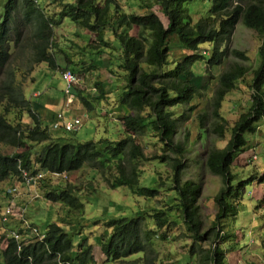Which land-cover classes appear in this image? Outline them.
<instances>
[{
    "label": "trees",
    "instance_id": "1",
    "mask_svg": "<svg viewBox=\"0 0 264 264\" xmlns=\"http://www.w3.org/2000/svg\"><path fill=\"white\" fill-rule=\"evenodd\" d=\"M67 1L61 12L51 14L40 0H0V145L22 150L9 155L0 151V183L8 181V185H17L21 170L32 172L39 168L62 175L88 166L97 170L112 189L129 188L135 196L153 200L158 198L161 189L140 186V161L155 160L168 164L173 170V187L169 190L175 193V207L180 210L193 240L191 257H199L200 264H228L224 245L231 235L225 233L224 223L238 216L239 188L245 189L247 182L253 184L257 181L264 185V172L253 175L247 181L242 180L238 186L234 185L236 178L232 174L236 160L251 148L246 135L256 134L264 121V0H203L209 1L211 8L206 16L198 20L188 9L190 3L198 0H158L168 19L167 26L152 10L139 15L127 13L111 0L103 5L98 0ZM65 19L75 26L80 24L95 36L100 46L107 49L111 44L104 36L109 28L121 45L119 67L125 72V83L122 84L119 105L127 112L120 119L124 137L118 141L103 138L73 144L64 143L63 138L54 139L49 126L46 127L42 121L40 106L37 103L33 105L26 97L24 79L27 81L36 66L47 64L52 70L60 68L56 52V28ZM240 21L259 34L262 41L259 48L260 65L249 85L253 90L252 106L241 114L234 125L228 145L222 149L207 150L205 154L206 166L212 174L222 177L225 188L215 197L218 207L215 221L204 231L200 206L203 186L192 180L183 182L186 148L176 141V137L180 125L191 120L196 111V98H203L210 82L216 78L214 73L227 65L228 68L219 75V83L209 105L212 108L211 116L208 111L199 114L201 128L211 117L213 132L221 138L225 137L227 120L221 113L223 103L249 73V67L242 62L228 64L230 56L248 61L245 52L231 49L232 37ZM171 40H176L191 54L181 61L174 60L170 67ZM206 44L210 46L206 47ZM90 46H93L92 43ZM64 60L70 70V61L67 58ZM200 63L206 65L207 71L206 84L209 87L204 89L194 83V70ZM98 66L97 61L92 59L89 70L72 68L71 71L78 77H84L86 72ZM97 86L100 95L96 100L102 101L106 98L105 85ZM79 96L91 109L95 108L88 98L82 94ZM175 107L185 109L182 114H176L173 111ZM14 111H23V115L34 122L24 128L23 115L22 123L9 122L7 116ZM147 135L158 138L163 146L161 155L146 157L139 140ZM29 142L45 146L41 151L34 152L32 145L27 148ZM110 170L111 174L116 171L113 179L107 177ZM12 180H15L14 184H10ZM80 194V189L69 185L50 191L46 198L52 203L64 205L71 212L83 213L84 203ZM262 206L264 197L258 208ZM173 208L169 211L156 210L154 215L138 211L133 217L107 220L104 227L109 233L102 235L98 243L107 261L126 262L131 256L143 253L146 255L143 260L145 264H156L157 252L153 240L156 237L167 240L166 229L172 223L177 224L171 219ZM149 218L156 222L154 229L146 227ZM206 243L209 247L204 248ZM18 247L16 241H9L6 251L1 252V256L5 254L4 264L96 262L94 247L88 244L87 237H81L76 243L75 236L56 223L48 227L43 241L34 238L20 251Z\"/></svg>",
    "mask_w": 264,
    "mask_h": 264
},
{
    "label": "rangeland",
    "instance_id": "2",
    "mask_svg": "<svg viewBox=\"0 0 264 264\" xmlns=\"http://www.w3.org/2000/svg\"><path fill=\"white\" fill-rule=\"evenodd\" d=\"M45 7L55 14L62 11L64 4L62 0H40ZM107 0H98L100 5L105 4ZM118 3L127 13L139 15L148 14L151 10L155 12L164 25H168V19L163 14L158 0H111ZM74 3L73 0H68ZM147 6L152 7L148 9ZM211 8L209 1L198 0L190 3L188 9L195 20L206 16ZM114 10V9H113ZM59 18V16L57 17ZM122 31V30H121ZM56 52L60 68L52 70L47 64H40L35 67L29 78L24 79L23 89L28 100L33 105L48 101L39 111L42 115V121L46 127L49 126L54 139L63 138L64 143H85L89 141H99L100 139H109L118 141L124 137L122 121L120 120L126 114V109L120 106L119 98L122 94V84L125 83V72L119 67L121 64L122 49L118 40L114 39L110 29L106 30L104 39L110 44V48H103L95 36L89 31L83 29L81 25L75 26L68 19L62 20L59 27L56 28ZM175 39V38H172ZM92 43L93 46H90ZM172 51L170 53V67L173 61H181L191 54L180 46L176 40H171ZM262 41L259 34L247 28L242 21L236 27L232 37L231 49H237L245 52L248 61L237 60L234 56L228 58V64L237 61L242 62L249 67V73L241 80L234 91H232L223 103L221 113L227 120L225 137L213 132V121L206 122L201 128L199 114L208 111L210 116L212 108L209 107L214 96V91L218 86L219 75L228 68L224 66L214 73L215 79L210 82V87L206 84L207 71L206 65L199 64L195 68L194 83L200 88L209 87L204 92L203 98L197 97L194 101L197 109L192 115L191 120L180 125L176 141L183 143L186 148L185 158L183 160L185 170L182 173L183 182L192 180L201 183L203 192L200 199L202 219L205 223L204 231L208 230L215 221L218 213V207L215 197L225 188L222 177L215 176L210 172L205 164V154L207 150L213 148H225L231 140L232 129L239 120L241 114L247 112L252 106L253 90L249 86L252 81L254 71L260 65L259 48ZM210 46L208 44L205 45ZM204 46V47H205ZM59 47V48H58ZM202 47V48H204ZM65 58L70 61L69 69H88L92 64V59L99 65L93 70L86 72L84 77L79 78V84L71 86V91L76 100L71 105L67 103L66 90L69 88L62 73L68 71ZM111 63V65H110ZM169 67V68H170ZM67 69V70H65ZM67 85H66V84ZM98 84H104L103 89L106 98L97 101L100 95ZM124 85V84H123ZM38 94L37 98L34 95ZM82 94L89 99L92 105L91 109L82 101ZM46 106L47 109H46ZM46 109V111H45ZM185 108L175 107L173 111L176 114H182ZM67 120L76 116L80 120V127L76 132L66 133L53 130V125L59 120V115ZM23 111H14L7 116L9 122L17 124L22 123ZM23 127L27 128L32 121L27 115H23ZM67 117V118H66ZM56 119V122H55ZM213 120V119H212ZM55 122V123H54ZM26 136H24V139ZM246 139L249 142V148L240 155L232 167V174L235 176V186H238L242 180L247 181L255 174L264 172V121L260 123V130L256 134H247ZM28 141V140H27ZM144 146L145 155L151 158L154 155L163 153V146L157 137L147 135L139 140ZM30 143V142H29ZM34 148V152L41 151L45 144L30 143L27 148ZM0 151L3 154H13L21 149H15L5 145H0ZM37 167V166H36ZM140 186L152 189H161L157 199H145L135 196L129 188H119L114 190L106 179L97 170L85 166L81 170L73 173H65L58 176H52L45 171L42 173L44 178L34 185V196L32 193L30 199L28 190L25 186L21 187L19 194L23 205L17 204L24 209L25 217L30 221L26 227L25 233H33L35 229L41 233H46L52 223L63 227L66 232L75 236V242H79L81 237L88 238V244L94 247L95 264H145L143 260L146 255L143 253L131 256L126 262L114 263L107 261L98 245L99 238L109 233L104 224L107 220L121 217H133L138 211H146L147 214L154 215L156 210L169 211L174 207L171 213V219L177 224H170L167 232V240L156 237L154 241L155 251L157 252L156 264H200L199 257L192 256L190 248L193 240L187 231V226L183 222L180 210L175 207L173 197L169 189L173 187V170L168 164H161L159 161H140ZM111 170L108 171V179H113ZM12 180L10 184H14ZM17 184V183H16ZM75 186L80 189L81 200L84 203V212H71L67 207L60 203H52L46 198L47 193L54 189ZM8 181L0 183V209L4 205ZM170 187V188H169ZM240 189L238 200V216L227 219L225 224V233L231 235L229 241L224 245L227 253L228 264H264V206L258 208L264 197V185L257 181L253 184L247 182L245 189ZM156 222L149 218L146 227L155 228ZM18 223L14 225L17 227ZM106 236H103L105 238ZM36 239H42L36 236ZM101 239V238H100ZM0 235V245L2 242ZM18 243V242H16ZM9 245V244H8ZM7 244L1 248L7 249ZM204 248L209 244H204ZM6 251V250H5ZM4 251V252H5ZM20 251V250H19ZM0 264H4V258L1 256ZM202 264V263H201Z\"/></svg>",
    "mask_w": 264,
    "mask_h": 264
},
{
    "label": "clouds",
    "instance_id": "3",
    "mask_svg": "<svg viewBox=\"0 0 264 264\" xmlns=\"http://www.w3.org/2000/svg\"><path fill=\"white\" fill-rule=\"evenodd\" d=\"M38 95V94H37ZM38 96H34V98H37ZM76 116H73L72 118H70L71 120L74 119ZM54 126V125H53ZM52 126V127H53ZM54 130V128H53ZM56 131V130H55ZM61 131V130H58ZM76 132V131H75ZM72 133V132H69ZM36 171H28L25 170L26 172H29L32 177H38L40 175V178L37 179L35 186L38 185V182L44 178V175L42 173H38L39 168H36ZM48 173V172H47ZM52 176H58L60 174H51L48 173ZM22 175V173H21ZM18 184L17 185H8L6 187V192L4 194V198H5V202L4 205L2 206V208L0 209V235H2V242L0 245V249L3 251L5 250L4 248H1L3 245L5 244H9L10 240H14L16 242H18L17 244L19 245V250H21V248L23 246H28L29 244H31L34 240V238H36L35 235H32L31 233H25L26 231V227L29 226L30 221L25 217L26 213H24V209L22 207H20L18 204L23 205L24 203H20V195L19 191L21 189V187L25 186V188L28 190V194L32 193V197L33 198H38V195L34 196V191H33V187L32 188H28L25 185L24 179L22 176H20ZM16 188L17 192L13 193L12 190ZM30 199V195L29 198ZM31 200V199H30ZM18 202V204H17ZM8 210H10V213H8ZM5 215H7V219L5 220ZM18 223L17 227H14V225ZM41 233V232H40ZM14 234H17L18 236H20L19 239H17ZM40 238H43V240L46 238V233H41V236H39ZM38 240V239H36ZM42 239H39L38 241H43Z\"/></svg>",
    "mask_w": 264,
    "mask_h": 264
},
{
    "label": "built area",
    "instance_id": "4",
    "mask_svg": "<svg viewBox=\"0 0 264 264\" xmlns=\"http://www.w3.org/2000/svg\"><path fill=\"white\" fill-rule=\"evenodd\" d=\"M62 76H63V79L66 80V82L68 83L69 85V88L66 90L65 92V95L67 96V103L69 105L72 104V102H74L76 100V97L73 95L72 91H71V86H74L76 84H79V78L77 75H75L71 70H68L66 72H63L62 73ZM79 82V83H78ZM34 96H38L37 94H35ZM67 118V117H66ZM57 123H61L60 124H56L53 126L54 130L58 131V130H64L66 132H75L79 129V127L81 126L80 125V120L77 119V117H75L74 119L72 120H67V119H63L61 117V114L59 115V120ZM80 125V126H79ZM62 126V128H61ZM21 173H22V177L24 179V182H25V185L28 187V188H32L34 187V185L36 184V181L38 178H40V175L38 177H32V175L29 173V172H26L24 170H21ZM13 193H16L17 192V189L14 188L12 190ZM8 213H10V210H8ZM7 219V215H5V220ZM32 235H35V236H41V233L39 230L35 229L33 233H31ZM14 236L19 239L20 236H18L17 234H14Z\"/></svg>",
    "mask_w": 264,
    "mask_h": 264
},
{
    "label": "crops",
    "instance_id": "5",
    "mask_svg": "<svg viewBox=\"0 0 264 264\" xmlns=\"http://www.w3.org/2000/svg\"><path fill=\"white\" fill-rule=\"evenodd\" d=\"M42 102L44 103V105H46V103H47L48 101H42ZM39 105H40V103H39ZM47 107H48V106H46V109H47ZM41 108H43V107H42V106L39 107V110H40ZM46 109H45V111H46ZM39 112H40V111H39ZM41 113H43V112H41ZM19 202L22 203L21 200H19Z\"/></svg>",
    "mask_w": 264,
    "mask_h": 264
},
{
    "label": "bare ground",
    "instance_id": "6",
    "mask_svg": "<svg viewBox=\"0 0 264 264\" xmlns=\"http://www.w3.org/2000/svg\"><path fill=\"white\" fill-rule=\"evenodd\" d=\"M64 82H66V81H64ZM66 84V83H65ZM67 85V84H66Z\"/></svg>",
    "mask_w": 264,
    "mask_h": 264
}]
</instances>
